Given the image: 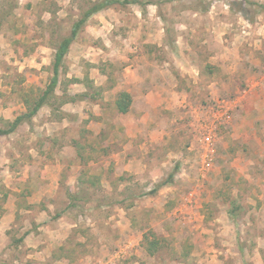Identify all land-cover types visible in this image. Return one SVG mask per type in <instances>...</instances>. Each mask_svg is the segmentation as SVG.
<instances>
[{
  "label": "rangeland",
  "instance_id": "rangeland-1",
  "mask_svg": "<svg viewBox=\"0 0 264 264\" xmlns=\"http://www.w3.org/2000/svg\"><path fill=\"white\" fill-rule=\"evenodd\" d=\"M99 1L0 0V128L33 109L53 77L59 42ZM153 1L159 4L92 16L48 105L1 138L0 228L7 232L0 233V264H264V0ZM193 60L202 66L196 79ZM130 67L185 96L151 97L150 106L140 100L134 110L146 105L150 113L135 119L142 130L130 128L127 137L112 128L122 123L112 90L124 85ZM225 111L230 119L208 148L201 131ZM127 139L159 142L139 150V164L130 156L117 166L113 154ZM63 156L72 165L60 170ZM77 175L79 190L67 198L63 191ZM170 175L172 184L147 194ZM57 183L62 193L47 198L45 186ZM36 200L38 211L50 209L41 222L50 220L57 237L46 233L48 240L21 248L18 227L30 228L27 211ZM149 233L161 243L155 256L143 246Z\"/></svg>",
  "mask_w": 264,
  "mask_h": 264
},
{
  "label": "crops",
  "instance_id": "crops-1",
  "mask_svg": "<svg viewBox=\"0 0 264 264\" xmlns=\"http://www.w3.org/2000/svg\"><path fill=\"white\" fill-rule=\"evenodd\" d=\"M212 59H214V57ZM208 62L209 63H213L214 64L213 66H216V67H211L213 70H215V71L219 70V69H217V67L219 68V66H221L219 63H216V61H212V60H210ZM146 63H147V65L150 64L149 66L156 68V66H153L154 63H150V62H146ZM190 63H191V64H189V65H191V71H189V72H191L190 75L194 74V76H191V78L196 79V77L199 76L200 73H201L202 66L199 64V62L197 60H195V61L193 60ZM147 65L145 64L144 66H147ZM133 67L128 68V71L130 73H132V74H131V76L128 79L127 78L125 79L124 85L120 86L119 89L118 88L116 89V87H115L112 90L113 94H114V92L117 93V95L113 98L115 100V102L117 101V99L119 98V95L122 92L128 93L131 96V98H132L131 110L127 114L118 113L116 111L115 103H114L115 113L118 115V117L120 118L122 123L119 124V125L117 123H115V125L112 126V128H115L117 131H120V133L123 134L124 136L126 134L127 137L131 133L130 128H133V129L137 128L139 133H140V130H142L141 123L135 124V119L137 120V122H139V121H141V119H143L147 115V111H148V113H150V109L146 105L143 106V108L140 111L134 110V107H135L136 103H138L140 100H142L144 102V104H148L149 105V99L151 97L159 98V99H161V101L164 102V99L165 100L166 99L169 100L168 94H170V93H172L175 97H178V98H182V97L185 96V94L183 93V90L175 89L173 87H170L171 88L170 89V88H167L165 86H161L159 83L157 84V83H154V82L152 83V81L150 82L149 77L147 75H145V73L140 75L141 77L139 75L137 76V73H136L137 72V67L136 68H133ZM159 69H157V70H159ZM148 70H150V69L148 68ZM129 79H131V82L128 81ZM155 82H157L156 79H155ZM195 82H196V80H195ZM127 84H129L130 86L133 85L134 87L133 88L132 87H127L128 86ZM147 86H149V87L147 88ZM115 90H117V91H115ZM164 95H166V96H164ZM105 96H109V92ZM170 97H171V95H170ZM128 123H130V124H128ZM94 128L97 129V127H95V126H94ZM153 129H154L153 131L146 130V126H145L143 130L145 132L148 131L151 134V136H153V137H155L156 132H157V135L159 134V136H160L159 129H157L156 127H154ZM159 138H163V137L161 136ZM158 142H159V139H157V141L155 139V140L148 141L147 143L143 142V143L139 144L141 146H138V145H135L133 143V140H128L127 139V142H125V144L123 145L121 151L113 154V157L116 158L115 159V162H116L115 164L117 166L118 165H121V166L127 165L129 163L128 160L131 159V158H129L130 156H132V159H135L133 161V163L138 162V164H139L140 161L143 159L141 157L144 154V153L139 152V150H141V148L142 149L145 148L146 145H149V147H152V149H153L156 146L155 144L158 143ZM109 146H110L109 143L105 144V147L109 148ZM76 150L77 149L73 148V152H74V154H76L75 157L78 158L79 160H81L82 159L81 154H79ZM61 153H59L60 156H62ZM66 157L67 156L61 157L64 160L62 162H61V159L59 158L60 161H59L57 166L59 168H61L60 170H64L62 165L64 166V168L66 167V165H72V163H66V161H65ZM212 160H213V158L211 160H209V161H212ZM45 161L47 162V160H45ZM44 164L46 166V163H44ZM125 170H129V169H125ZM50 173L51 172L48 170L47 171V176H48L47 178L52 177V173L51 174ZM32 175H30L28 177H29V179L31 178L33 180L35 177L32 176ZM172 176L174 178V175H172ZM51 179H52V182H57L56 177L54 175H53V178H51ZM105 181L107 183V185H105V188H107L108 190L113 191V189H114V185L112 184L113 182H110V180H108V178H105ZM161 182H163V181H161ZM169 185H167V186H169ZM68 186L70 188L69 189L66 188L63 191V194L67 198H69L74 193V191L79 190V188H78V186H79V175L74 177L73 182L68 184ZM167 186H164V187H161V188L162 189L163 188H167ZM59 187H60L59 183H57V186H55V187L51 186V185L45 186L46 194H47L45 196H47V198H50L48 196V194H50V192L52 193L54 191L56 192L57 195H60L62 193V191L59 190ZM152 191L150 193H147V194L150 195V196L155 195V194H157L159 189L154 194L152 193ZM56 194L52 193L51 197L52 198L56 197ZM36 202H38V201L37 200L33 201V204H35ZM70 204L71 203H69L68 205H70ZM46 207L53 208V206H51V204L49 206H46ZM18 212H19L18 210H15L14 215H12L11 213L8 214V216L6 218L9 220L10 224L15 223L16 215H17ZM27 213H29L31 215L33 214L34 221H32L30 228H28L27 226L25 228L18 227V231H20V230L24 231V234L21 237V238H23V240L21 241V244H20L21 248H22V246H25V244L26 245H30V244L34 245V243H37L39 241H40V243H43V240L47 239L46 233L52 232V234L55 235V232H56L55 236L57 237V232L58 231L55 230L56 228L53 227L52 228L53 230L50 229V226H49V225H51L50 224V220L46 221V223H44V221L41 222L43 217H45V220H48L49 216L51 215L50 209L45 210V208L42 209L40 207V211H38V207L35 204L33 207H30V209L27 211ZM20 214H21V211H20ZM64 219L65 218H59V220L54 222V224L57 226ZM26 223H29V221H27ZM33 223H34V225H33ZM0 229H1L0 233L7 232V231H4L5 230L4 228H0ZM24 235H26V236H24Z\"/></svg>",
  "mask_w": 264,
  "mask_h": 264
},
{
  "label": "trees",
  "instance_id": "trees-1",
  "mask_svg": "<svg viewBox=\"0 0 264 264\" xmlns=\"http://www.w3.org/2000/svg\"><path fill=\"white\" fill-rule=\"evenodd\" d=\"M167 2H170V0H166ZM159 3L153 0H101L97 3H94L90 9H88L83 17L74 23L71 29V33L68 37L62 38V40L59 42L55 56H54V62H53V77L51 78L50 84L48 85L46 91L44 92L43 96L37 101V103L34 105L33 109L29 111L28 113L21 115L15 119L14 122H12L9 125V128L2 129L0 128V140L4 136H9L12 133H14L17 128L23 124V123H29L33 120V118L37 115L39 110L43 108L47 104V99L53 95H55V90L59 84V77H60V71L64 65L65 58L69 53V50L71 48V45L73 42L78 38L80 32L82 31L83 27L86 26L88 20L94 16L95 14L106 10L107 8L113 7V6H130V5H139V6H146V5H154L157 6ZM259 11L261 13H264V5H258ZM241 12L243 14H248L247 11H244L241 9ZM249 21H253L249 19ZM96 99V98H94ZM73 102L75 100H72ZM132 106V98L128 93H121L119 95V98L115 102V108L116 111L120 114H127L131 110ZM173 183V176L160 183L156 189L152 191V193H156L158 189L161 187L167 186L169 184ZM154 236V237H151ZM146 244V245H145ZM145 245V249L147 250L148 254L151 256L157 255L161 251V243L160 240L157 239L154 235V233L146 234L143 239V246ZM62 257V256H61Z\"/></svg>",
  "mask_w": 264,
  "mask_h": 264
},
{
  "label": "built area",
  "instance_id": "built-area-1",
  "mask_svg": "<svg viewBox=\"0 0 264 264\" xmlns=\"http://www.w3.org/2000/svg\"><path fill=\"white\" fill-rule=\"evenodd\" d=\"M217 114L220 115L219 113H217ZM229 119H230V115L228 114V111H225V113L220 115L219 118L217 117V119L213 123V125H211L208 128L202 129L201 140L206 147H208V148L214 147L215 138H216L215 131L220 126H223L224 123L228 122Z\"/></svg>",
  "mask_w": 264,
  "mask_h": 264
}]
</instances>
